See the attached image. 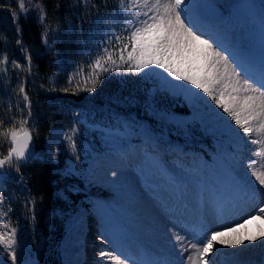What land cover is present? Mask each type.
<instances>
[{"label": "trees", "instance_id": "1", "mask_svg": "<svg viewBox=\"0 0 264 264\" xmlns=\"http://www.w3.org/2000/svg\"><path fill=\"white\" fill-rule=\"evenodd\" d=\"M124 1L87 0L85 6L78 0H24L28 9L25 15L18 0H0V69H7L0 71V120L4 121L0 133L14 126L19 128L20 122L27 120L36 146V155L22 161L19 172L5 166V173L11 171L5 175L10 194L5 202L8 209L5 216L9 225H28L34 233L44 236L39 248L27 250L30 256H37L39 264L61 263L59 244L68 216L81 205L90 207L97 197L96 190H88L74 171L64 138L58 140L56 159L47 153L53 132L60 128L64 134L71 129L81 110L100 107L102 118L97 117L98 123L108 119L103 117L108 112L133 118L137 115L158 131L164 130L173 142L183 146L202 143L197 139L190 143L189 137L181 135L177 127L190 113L189 89L193 88L176 87L170 76L163 86H155L148 75L133 82L131 74L142 71L128 70L135 67V62L128 60L129 46L121 52L116 45L114 56L108 59L111 64L107 63L102 70L90 67L96 60L89 50L92 52L90 46L96 40L88 37L83 42L82 34L98 33L113 13L125 8ZM36 5L44 10L43 22ZM13 12L18 16L17 22L13 21ZM17 40L21 43L17 44ZM3 56L7 59L3 60ZM29 56L30 65L26 59ZM13 62L19 67H13ZM21 87L31 101V116ZM152 105H156L155 110H151ZM10 139L0 135L1 158L8 153ZM211 139L203 140L212 145ZM103 193L108 195L106 191ZM90 216L93 217L92 212Z\"/></svg>", "mask_w": 264, "mask_h": 264}, {"label": "rangeland", "instance_id": "2", "mask_svg": "<svg viewBox=\"0 0 264 264\" xmlns=\"http://www.w3.org/2000/svg\"><path fill=\"white\" fill-rule=\"evenodd\" d=\"M220 1L226 6H231L239 0ZM154 3L155 0H150V4ZM143 4L144 0H136L133 8L134 13H131V15H137L136 21L139 23L145 19L144 13L153 14V10L150 7L143 6ZM196 11L199 13L197 14L198 17L205 18L204 10L201 7L196 8ZM118 24L119 20H111L108 24L110 31L114 32L115 26ZM106 31L107 29L98 33L94 32L90 36L82 34L81 40L85 42L89 37L99 41L100 43L95 45V49L100 55L101 52L105 53V49L109 50L107 48L109 47L108 43L113 44L115 41V34L107 40L101 38L105 43L99 40L102 35H107ZM228 32H236V26L229 28ZM45 42L51 47L50 42L47 40ZM173 60L174 66L180 65V61L176 57H173ZM181 66L187 67V64ZM162 71L166 73L164 69ZM147 73L152 77L148 78L155 82V86L165 84V77L161 76L162 78H160L147 71H143L142 74H131V80L136 82L145 79ZM193 74L202 75V73L195 72ZM232 79L235 81L236 77L233 76ZM173 81H176L175 78H173ZM241 82L247 84L242 76ZM184 84L188 86L187 82H184ZM189 86L193 88L190 95L199 99L200 102L193 101L189 103L191 118L182 119V123H179L177 127L184 136H193L200 133L218 135L228 131L234 142L232 155L241 156L239 160L233 157V163L229 165L230 172L247 183V190L241 193L230 190L228 186L221 183L219 174L216 175L214 182H208L201 177L197 178L193 172H189L181 185L179 182H175V177L178 180L177 175L170 177L171 180L167 182L166 174L170 168L168 163L173 167L174 162H166L165 160L160 165H154L157 156L143 150V140L141 143L118 145L126 143L124 140L126 135L115 131H99L97 148L86 150L77 146L73 131L66 130L64 134H61L63 131L56 129L49 140L47 153L56 159L55 151L59 149L58 140L61 138L66 140L71 154V165L83 180L87 189L96 190L95 192L99 195L104 194V191L107 192L108 201L115 205L114 209H116V213L119 212L118 216L122 215L123 220L130 226L132 234L129 237H133V245L138 247L141 242L142 245L140 246L145 247L153 263L194 264L196 249L189 248L188 251H185L181 244L185 246L196 244L198 248L201 245L197 237L200 239L203 232L208 231L225 232V235L218 238L222 239L224 244L220 245L217 242L216 245L220 250L210 254L214 256L216 263L222 254L238 253L239 246L236 247L238 241L244 240L245 247H248L249 243L252 242L248 239L249 237L257 239V244L253 246L251 252H247L246 256L261 261L264 257V215H261L259 219H253L252 217L257 214L259 207L264 206V194L259 190L262 186L255 179L256 175L264 173V127H261V125H264V117L249 120L245 126L250 127L252 131L250 134L245 133L227 113L223 112L219 105L212 101L211 97H207V94L203 93L201 89L194 88L193 85ZM224 92L226 101L229 94L239 95L241 100L236 103L239 107H243L242 98L248 93L242 91L232 93L231 88L224 89ZM196 93L200 95H196ZM151 99H153V95ZM155 107L156 105H152L151 110H155ZM248 115L249 113L246 111L240 112L242 120ZM24 127L26 128V125ZM128 136L136 138V140L150 139L152 133L148 129L140 132L132 130L128 133ZM68 137H71V140ZM73 143L75 144V150H73ZM99 143L101 148H99ZM83 144L87 145V142ZM183 156L185 155L183 154ZM185 157L187 158L184 159L178 155L175 159L176 163L186 164L188 160H198V154L195 152H191ZM249 164L253 165L252 175L249 174L247 169ZM173 169H176V167ZM113 172L116 173L115 176L112 175ZM195 182L201 186L206 184L210 189L201 196ZM0 191H3L5 195V199L0 204V235H7L11 229H16L17 243L14 247L19 257L18 264L21 261L24 264L30 259L25 256V249L27 240L31 239V236L28 235L22 242L18 235V228L8 224L5 216V211L8 210L5 201L8 196L5 192L1 174ZM213 192L215 196H213ZM89 212V209L81 205L70 216L67 232L60 247L62 259L71 264H76L77 258L81 259L82 255L85 254L86 261L90 258L91 264H100L99 253L104 250L113 253L114 256H119L121 260H127L124 258L127 253L131 252L126 247L131 245L125 242L119 245L113 235L106 242L108 240L106 230L103 235L105 240L103 239V241L99 237L89 235L92 232L88 223ZM95 214L100 226L109 227L111 230L116 226L113 217L106 214L100 215V211H96ZM197 224L198 232L195 235L191 226ZM237 227L240 228L235 232L228 231L229 228ZM86 244H89V246L86 247ZM190 256L192 260H189ZM103 259L105 264H117L115 259L109 260L107 257ZM132 261L127 260L128 264H138V261ZM5 262L11 264L5 246L0 245V264H5Z\"/></svg>", "mask_w": 264, "mask_h": 264}, {"label": "snow or ice", "instance_id": "3", "mask_svg": "<svg viewBox=\"0 0 264 264\" xmlns=\"http://www.w3.org/2000/svg\"><path fill=\"white\" fill-rule=\"evenodd\" d=\"M78 2L85 3V6L87 4V0H78ZM143 6L150 7L153 10V14L144 13L145 19L140 22L139 26L134 25L130 31L129 40L133 43V48L128 54V60L134 61L135 67H130L128 70L140 72L150 65L164 69L168 76L175 78V80L185 81L188 85H194L195 88L201 89L203 93L207 94V97H211L212 101L219 105L223 112L227 113L235 121L236 125H239L245 133L250 134L252 129L245 126L249 120L264 117V59H260L257 63L252 54L242 47H239L235 52H231L214 38H205L204 35L199 34V29L193 23L192 14L200 6L194 4L193 0H155L154 4H150V0H144ZM18 7L22 14H27L28 9L25 8L24 0H18ZM35 7L40 8L39 19L43 22L45 16L43 8L40 5ZM242 7L250 8L252 5L244 4ZM12 15L13 21L17 22L18 16L16 13L13 12ZM260 22L264 25V12L260 13ZM16 31L17 33L20 32L19 27H17ZM20 43L21 41L17 40V44ZM105 53L106 58L110 60L111 55L107 53V49H105ZM173 57L180 61V65L174 66ZM104 58H97L90 67L93 70L101 68V59ZM2 59L6 60L7 57L3 56ZM26 59L30 65L31 57H26ZM121 59H123V55H121ZM185 63L187 67H182L181 65ZM246 64L255 68V75L249 74ZM13 67H19V65L13 62ZM6 70L0 69V71ZM194 72L202 73V75L193 74ZM242 73L252 83L243 84L241 82ZM233 76L236 77L235 81L232 79ZM165 79L167 80V77ZM168 82L171 83V81ZM253 84L257 86L253 87ZM175 86L185 87L186 85ZM228 88H231L232 93L241 91L248 93L242 98V108L236 103L241 100L239 95L229 94L227 101L225 100L224 89ZM88 91H92V89H88ZM189 91H192V89H189ZM20 92L24 94L25 107L29 109L28 115L31 116V101L23 87L20 88ZM196 95L200 94L196 93ZM241 111L249 113L243 120L240 116ZM9 122L11 123V121ZM3 123L4 121L0 120V125H3ZM27 123V120H22L18 130L14 126L8 132L0 133V135L10 136L11 138L7 155L0 159V170L8 166L9 168H15L19 172L21 162L26 159V154L27 158H30L32 134L25 130L24 125ZM261 127H264V125H261ZM75 131L73 129V134ZM68 139L71 140V137H68ZM72 146L73 150H75L74 143ZM252 167V164L247 165L250 175L253 174ZM112 175L115 176L116 173L113 172ZM255 179L262 186L259 190L264 194V173L256 175ZM4 199L5 195L3 191H0V204H2ZM261 215H264V206L259 207L257 214L252 218L259 219ZM236 230V228L228 229L230 232H235ZM223 235H225L223 231L203 232L199 240L200 247L197 248L196 244L187 246L181 244V247H184L185 251H188L189 248L196 249V261L194 264H197V262L198 264H210V262L211 264H216L214 256L210 254L220 250L216 245L217 242L220 245L224 244L222 239H218ZM100 239L103 241V236ZM248 239L253 240L254 238L249 237ZM16 243L15 228L11 229L7 235H0V245L5 246L11 264H18L19 261L14 247ZM243 243L244 240L238 241V244ZM237 250L239 251V249ZM99 257L101 258L100 264H105L104 257L109 260L115 259L117 264H128L127 260H121L119 256H114L113 253L104 250L100 251ZM189 260H192L191 256ZM20 264H22V261ZM160 264H164V262H160Z\"/></svg>", "mask_w": 264, "mask_h": 264}, {"label": "bare ground", "instance_id": "4", "mask_svg": "<svg viewBox=\"0 0 264 264\" xmlns=\"http://www.w3.org/2000/svg\"><path fill=\"white\" fill-rule=\"evenodd\" d=\"M256 235V234H255ZM254 237V236H253ZM256 244H257V239L255 240V238L252 240V242H250L249 243V245H248V247H245V243H243V244H238L236 247H238V249H239V252L238 253H234V257L235 256H244L245 255V257H249V256H246V254H247V252L248 251H250L251 252V250H252V248H253V246H256ZM235 245V244H234ZM245 248H244V247ZM244 248V249H243ZM230 249H231V247H230ZM229 251V250H228ZM232 251V250H231ZM227 253V252H226ZM242 253V254H241ZM233 257V258H234ZM243 260V259H242Z\"/></svg>", "mask_w": 264, "mask_h": 264}, {"label": "water", "instance_id": "5", "mask_svg": "<svg viewBox=\"0 0 264 264\" xmlns=\"http://www.w3.org/2000/svg\"><path fill=\"white\" fill-rule=\"evenodd\" d=\"M28 131V130H27ZM30 152H31V156L34 154L35 152V146H34V143H33V140H31V144H30ZM30 156V157H31ZM26 159H27V154H26ZM26 264H36L35 260L32 259L30 261H28Z\"/></svg>", "mask_w": 264, "mask_h": 264}]
</instances>
